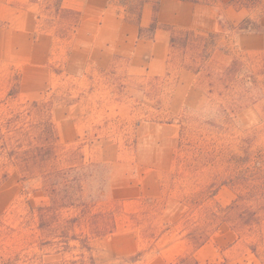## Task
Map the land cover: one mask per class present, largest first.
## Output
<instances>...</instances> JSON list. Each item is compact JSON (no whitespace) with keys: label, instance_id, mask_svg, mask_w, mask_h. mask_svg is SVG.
I'll use <instances>...</instances> for the list:
<instances>
[{"label":"rangeland","instance_id":"rangeland-1","mask_svg":"<svg viewBox=\"0 0 264 264\" xmlns=\"http://www.w3.org/2000/svg\"><path fill=\"white\" fill-rule=\"evenodd\" d=\"M35 3L42 28L63 45L61 60L52 64L56 78L30 98L21 91L19 72L0 64V121L17 112L27 120L50 115L59 140L48 169L101 162L105 166L100 173L107 176L110 171L109 184L118 185L128 177H144L153 168L161 184L159 191L137 200L108 190L93 211L116 210L119 226L113 234L90 238L89 250L73 238L90 235L87 220L70 221L79 209L62 210L51 231L40 229L30 205L48 202L41 176L32 171L25 177L37 178L24 181L18 167L0 158V264H84L90 255L94 264H174L190 252L201 264H264V199L257 198L264 194V178L249 182L254 178L242 177L264 171V51L250 54L237 41L239 32L262 28L234 30L242 21L234 22L227 12L248 8L237 7L232 0L191 2L214 8L209 14L215 13L220 24L219 46L208 55L202 52L205 42L200 39L171 47L170 71L153 76L132 72L127 60H118L107 70L69 61L67 40L78 13L68 9L56 13L49 0ZM248 10L253 15L248 18L255 22L264 14L260 3ZM165 27L170 30L171 25ZM235 59V70L228 74ZM184 69L197 74L196 87L202 91L198 105L185 102L186 88L175 101ZM32 101L40 102V107H33ZM66 108L71 109L69 119ZM6 171L9 176L3 177ZM238 194L243 196L240 211L253 207L256 222L241 227L239 210L225 223L213 219L214 211L232 204ZM209 223L217 231L195 249L188 233ZM226 229L239 236L236 241ZM139 253L140 259L132 262Z\"/></svg>","mask_w":264,"mask_h":264},{"label":"crops","instance_id":"crops-1","mask_svg":"<svg viewBox=\"0 0 264 264\" xmlns=\"http://www.w3.org/2000/svg\"><path fill=\"white\" fill-rule=\"evenodd\" d=\"M221 1L229 0H218ZM62 8L79 15L67 42L69 61L80 67L107 70L118 60H127L130 70L136 74L161 76L170 71L172 31L165 26L200 33L222 32L215 13L209 14V10L215 12L212 6L187 0H148L140 19L120 0H63ZM227 12L234 22L253 18L245 8H230ZM154 18L158 27L154 34H150L147 28ZM257 22L262 32L237 34L240 49L250 54L264 51V14ZM140 27L146 29L142 35ZM62 47L51 31L42 28L37 3L32 0H0V64L19 72L21 91L30 98L41 94L55 81L56 71L52 64L61 60ZM179 75L180 86L175 101H179L180 90L186 88L185 102L198 105L202 91L196 87L197 74L184 69ZM66 111L69 113L65 114L66 119L71 118V109L66 108ZM173 137L176 140V134ZM157 175V171L150 168L144 177H128L118 185L112 182L110 194L120 191L130 200L146 197L150 192L160 190L161 177ZM111 179L113 181V177ZM226 233L232 242L237 240L238 236L232 230L226 229Z\"/></svg>","mask_w":264,"mask_h":264},{"label":"trees","instance_id":"trees-1","mask_svg":"<svg viewBox=\"0 0 264 264\" xmlns=\"http://www.w3.org/2000/svg\"><path fill=\"white\" fill-rule=\"evenodd\" d=\"M37 2L39 0H32ZM54 11L59 13L63 11L62 1L63 0H49ZM148 0H120V2L128 7V11L133 13L140 19L142 14V9L144 4ZM157 2L159 0H156ZM194 3H206L211 0H187ZM262 4L264 13V0H232V4L237 7H246L252 9L256 4ZM77 23V22H76ZM223 29V23H222ZM256 27L255 29L261 31V25L251 18L244 19L239 27L233 26L234 30H249L250 27ZM158 27L157 19L154 18L152 24L147 31L154 34ZM237 28V29H236ZM172 31L171 36V47L176 48L177 45L186 47L191 42L198 39L204 40L203 43V53L207 54L212 52L219 46V37L221 32H209L206 35L201 34L195 30L184 29L176 30L170 27ZM146 29L140 27V35L145 32ZM199 40V41H200ZM238 59H235L233 63L227 67L228 74H232L235 70V65ZM33 107H40V102L32 101ZM30 115L31 110H28ZM211 124L215 125L214 121H210ZM59 140V135L55 128L54 122L50 115L46 117H40L38 119L27 120L23 112H17L12 116L5 119L3 122L0 121V158L7 161L6 164L16 166L20 169L21 174L24 175V181L28 178L37 177H25L32 171L35 174L40 175L42 179L41 189L43 194L48 198L47 203H42L40 205H35L32 203L30 205V212L38 218V223L40 229H45L51 231L55 227L57 219H59L61 211L64 209L78 208L79 214L77 217L72 218L70 221L76 222L77 220H87L89 226L90 235H84V237L76 234L74 239H78L83 248L90 250L89 239L95 237H103L109 234H113L118 226L119 221L117 218L116 210L107 209H96V207L101 201L106 198L107 191L110 187V177L108 175L104 176L100 173L105 164L101 162H94L89 164H71L67 167H58L57 165H52L48 169L47 163L52 160L55 145ZM239 159L241 157H238ZM245 158V156H243ZM95 172V173H94ZM93 175V177H85L86 175ZM9 171L3 174V177H8ZM242 177H253L254 179L248 178L249 182L257 180L261 177L264 178V171L261 169L255 170L253 173L248 175H242ZM88 178H91L89 189L85 192V183ZM252 186V185H251ZM216 195V193H213ZM258 201L264 199V194H260ZM243 196L238 194L233 203L220 207V210L214 211L213 219H220V223L226 222L231 217L239 214L240 219L239 225L243 227L244 225H250L256 222L258 219V212L253 207H243L239 209L240 200ZM212 213V212H211ZM133 218L136 216L135 213L132 214ZM68 223V221H67ZM232 225L235 228V223ZM210 223L205 227L197 226L193 231L188 233V237L194 243L195 249L201 248L205 245L210 238L217 231V226L215 228L209 227ZM219 226V224H218ZM221 226V224H220ZM231 227V229H233ZM238 236V235H237ZM239 237V236H238ZM142 253H139L131 259L132 262H136L140 259ZM84 264H94L95 257L90 255L89 258L83 260ZM174 264H201L199 260L195 257L193 252L187 253L180 256Z\"/></svg>","mask_w":264,"mask_h":264}]
</instances>
